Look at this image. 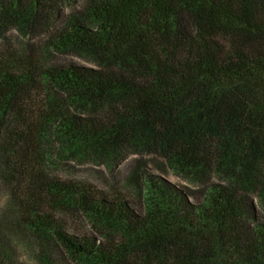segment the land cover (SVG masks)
Returning <instances> with one entry per match:
<instances>
[{
	"label": "trees",
	"instance_id": "1",
	"mask_svg": "<svg viewBox=\"0 0 264 264\" xmlns=\"http://www.w3.org/2000/svg\"><path fill=\"white\" fill-rule=\"evenodd\" d=\"M3 48L0 264H264V0H0Z\"/></svg>",
	"mask_w": 264,
	"mask_h": 264
},
{
	"label": "rangeland",
	"instance_id": "2",
	"mask_svg": "<svg viewBox=\"0 0 264 264\" xmlns=\"http://www.w3.org/2000/svg\"><path fill=\"white\" fill-rule=\"evenodd\" d=\"M10 42V50L17 47L19 40H21L18 36V33L13 31L9 36ZM32 42H38V39L33 40ZM25 43V42H24ZM9 47V46H8ZM7 48V47H5ZM0 49V63H7L9 55L6 54V51L4 49ZM2 52V53H1ZM55 155V156H54ZM53 159L55 161L51 165L50 162L46 163V171L50 173L53 176H57L61 179H83V180H89L94 184L96 187H100L101 181L98 179L99 174L109 175V171L105 166H97L91 162H83L78 163L77 161H74L73 159H66L61 156H59L57 153L53 154ZM135 158H130L129 162H124L122 165H120L115 172L118 174H126L129 171H132L134 168H136L140 163L138 162H132ZM143 164H146L148 169L151 171V173H154L156 175L163 176L164 178L168 179L170 182L178 184L179 180L175 178L173 175L169 174L167 177L155 170L152 167V159L147 158L143 159ZM132 162V163H131ZM131 163V164H129ZM129 164V165H127ZM6 202V193L2 192V196L0 195V205L2 206Z\"/></svg>",
	"mask_w": 264,
	"mask_h": 264
}]
</instances>
